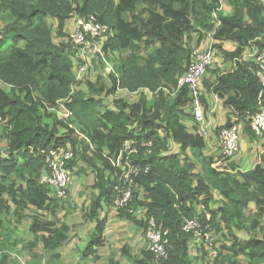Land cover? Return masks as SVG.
I'll return each mask as SVG.
<instances>
[{
    "label": "trees",
    "instance_id": "1",
    "mask_svg": "<svg viewBox=\"0 0 264 264\" xmlns=\"http://www.w3.org/2000/svg\"><path fill=\"white\" fill-rule=\"evenodd\" d=\"M222 3L231 7L230 13L222 11ZM90 13L108 28L99 55L107 58L124 49L130 54L113 66L108 84L87 81L84 92L77 88L64 28L74 15ZM192 32L196 45L211 33L212 47L231 63L223 71L208 66L203 88L222 99L235 123H241L239 138L240 133L255 136L250 119L264 107V87L257 64L243 55L245 50H264V0H0V82L9 86H0V214L34 209L28 250L37 243L55 250L69 240L70 227L55 218L59 199L40 181L49 169L48 152L69 147L74 153L67 161L71 172L83 161L94 174L97 194L85 217L95 224L86 254L98 257L106 226L98 211L115 196L117 158L129 139L137 143L129 159L147 171L134 178L132 207L139 218L127 209L118 214L143 228L154 219L168 229L169 241L166 259H155L147 249L136 264H191L193 236L182 230L185 218L207 222L212 235L215 231L226 237L216 255L220 264H264V234H256L264 216V150L252 168L244 170L230 158L231 163L217 168V158L203 153L206 142L196 125L190 132L182 121L185 110L192 111L191 97L186 86L178 88L177 79L189 65L192 49L185 39ZM54 36L62 40L55 42ZM117 88L149 90L152 103L148 105L142 90L133 102L114 98ZM103 93L113 97L109 106H102ZM200 100L205 117L204 93ZM59 103L68 111L65 118L55 111ZM235 123L228 118L217 131ZM169 140L178 151H169ZM19 168L17 182L12 177ZM214 192L219 197L215 208ZM250 204L254 209L246 215ZM246 227L249 237L239 238L235 231ZM3 243L0 237V264L8 258ZM121 252L132 260L128 249ZM109 264L117 262L109 259Z\"/></svg>",
    "mask_w": 264,
    "mask_h": 264
},
{
    "label": "rangeland",
    "instance_id": "2",
    "mask_svg": "<svg viewBox=\"0 0 264 264\" xmlns=\"http://www.w3.org/2000/svg\"><path fill=\"white\" fill-rule=\"evenodd\" d=\"M221 8H224L222 9V11L226 10L225 3H222ZM72 21L73 20L71 18L65 24L64 32H66L68 35L71 32ZM54 33L56 32L54 31ZM210 34L211 33H207L206 37H204L198 45H196L195 40L196 34H194L193 32L185 39V41L189 46H191L192 52L203 50L208 46H212L213 40ZM66 39L67 38H65V40ZM60 40L62 39L56 38L54 36L55 42H59ZM100 43L101 40H97V43L92 40H87L84 44H77V46L71 44L69 46L70 58L72 59L74 64V72L77 76V80L79 81V86L77 88L83 90L84 92H87V81L96 82L97 85H101L102 83L108 84L110 81L108 78L109 74H111L112 71H115L113 69V66L115 67L116 65H118L121 60H123L127 55L130 54V50L124 49L114 56H107V58L102 57L101 55H99ZM224 44L227 45L230 43L226 42ZM144 56H146V54L142 52L141 57ZM230 64L231 63L229 61L225 60L224 57H222L217 49H214V57L208 67V70H211L212 68H219L221 71L228 70ZM208 70L206 69L201 79L200 88L202 94L205 92L202 83L203 79H207L210 76V73H207ZM0 86L5 90H9V86L5 85L2 82H0ZM141 90L145 95V99L149 97L147 99V101L149 102V100H151L150 97H152L151 95H153L152 92L146 90V95L144 93V89H139L138 91ZM140 94L141 92H138L137 95H131V97H129L128 94L119 92V94L114 95V98H127L133 101L137 100ZM104 95V93L101 95L102 106H109L112 96L109 97V99ZM101 109L102 107H99V111ZM55 111L61 113L65 110L64 108L58 107L57 109H55ZM236 124H238V122H236ZM238 129L241 132L242 125L241 129L239 127ZM263 144L264 143H261V141L258 140H256L254 144V141H252L251 139V142L248 141V144L243 145V148H241L239 145L238 151L240 153L241 150H244L245 158L240 159L234 157L230 159L235 164L238 163L241 168H246L247 165H250V163L252 162V158H257V151L264 149ZM168 148L170 151H174V147L172 145H169ZM203 153L207 156H210L205 152ZM212 154H214L213 156L217 158L216 163H214V166H216L217 168L221 169L225 165L231 163L229 162V159H227L228 157H224L223 155L220 156H222V158L226 160L220 159V156L216 151ZM192 161H194L193 158ZM121 162H123V160L121 159L117 161L118 166ZM74 171L76 173L73 174L74 176L72 175L70 179L66 196L59 198L52 194V197L59 199L57 203L55 218H57L59 223H66L68 226H70V239L67 242H69L71 239L79 238V242L81 241L82 244H80L79 247L76 246L75 249L77 248L81 254L82 249L80 247L85 246L86 241H88L90 238V232H93L94 229V226L90 228V223L88 222L87 218L83 216V214H86L85 212L88 210L89 204L97 194V191L96 189L92 188L94 174L87 164H85L83 161H79L75 166ZM19 172L20 168L18 169V172L12 177V179L16 180L17 182V176ZM71 193L73 195H71ZM216 194L217 193L214 192V197L212 198L211 202V206L213 208H215V206L219 204V197ZM106 204L107 203H104L105 206ZM108 205L109 208L105 207L104 211L110 213L113 210L110 208V204ZM253 209V204H250L249 207L244 210L245 214L247 215V213L250 212L249 210ZM33 210V208L22 210L20 212H12L11 210L10 214H0V237L4 240L2 249L8 254L6 264H109V259L117 262V264H136L135 260L142 259L144 256V254H142L143 250L148 249V240L145 234L146 227L143 228L138 225H132L131 221H129L126 217H124V219L119 215L121 217L120 218L118 216V212H114L111 221L109 223L107 222L106 243L104 246H101L99 247V249H97L96 255L98 257L96 259H94V257L92 256H84V259L81 258V256L77 258L74 253H72L71 257L65 255L62 258V253L63 250L65 251L64 248H66L67 243L61 245L60 248H57L55 250H45L39 243H37L36 247L32 249V251H30L25 246V243L33 239V236L28 229L30 223V215L31 213H33ZM139 216L140 213H137L136 218H139ZM45 217L50 218V215L46 213ZM244 224L246 226H249L250 220H246ZM258 224L259 227L258 229H256V234L261 236L262 234H264V216L258 222ZM78 230L83 232V235H81ZM249 230L250 229L246 227V229L236 230L235 233L237 236H239V238L246 239L250 235ZM218 233L219 232L213 231L214 240L212 244H208L196 238L195 236L190 238L189 257L191 259V264H220L216 259V255L223 250L222 245H224V242L227 241L225 240L226 237H223V235L220 236ZM122 248L129 250L132 260L122 255ZM55 252L59 254V257L56 258L54 256ZM154 263V261L149 262V264Z\"/></svg>",
    "mask_w": 264,
    "mask_h": 264
},
{
    "label": "built area",
    "instance_id": "3",
    "mask_svg": "<svg viewBox=\"0 0 264 264\" xmlns=\"http://www.w3.org/2000/svg\"><path fill=\"white\" fill-rule=\"evenodd\" d=\"M72 20L71 32L68 35L70 44L77 46V44H84L87 40H92L96 43L97 40H105L108 28L99 22L96 14L90 13L82 16L76 14L72 17ZM213 56L214 52L211 47L194 52L190 57L187 69L177 80L178 88L186 86L189 89L192 116L196 124L202 128L201 130H203L205 117L203 116V107L200 100L202 95L200 83ZM244 58H250L255 61L264 87V50L259 51L255 48L249 51ZM61 117L67 116L63 115ZM250 127L256 136L262 137L264 135V107H260L251 116ZM202 135L206 136L205 130L202 131ZM239 142V130L236 125L224 127L218 131L219 150L224 157H233L238 152ZM146 145L150 146V143ZM136 152L137 143L133 140H125L117 158V161L121 159L123 162L119 164L121 169L116 177V184L113 187L115 196L111 202L112 208L116 211L127 209L131 214L135 211L132 207L134 178L141 172L147 171V167H141L129 159V156ZM73 154L72 149L69 147H60L48 152L49 169L41 175L40 181L47 185L56 197L62 198L66 196L67 188L73 175L67 167V161L73 158ZM182 230L191 233L193 237L195 236L208 244H212L214 240L210 224L207 222L202 223L198 219L185 218L182 223ZM145 234L148 240V250L153 254L154 258L166 259L168 256L167 247L169 246L168 229L157 224L151 218L148 220Z\"/></svg>",
    "mask_w": 264,
    "mask_h": 264
},
{
    "label": "crops",
    "instance_id": "4",
    "mask_svg": "<svg viewBox=\"0 0 264 264\" xmlns=\"http://www.w3.org/2000/svg\"><path fill=\"white\" fill-rule=\"evenodd\" d=\"M224 4V3H223ZM221 9H224V8H221ZM225 9L226 10H223V12L225 13V14H227V13H230L231 12V7L229 6V5H227L226 3H225ZM201 48V47H200ZM248 53H249V50H245V52H244V55L243 56H245V55H248ZM230 67H231V64H230ZM230 67H229V69H230ZM119 92H124V93H126V94H128V96L129 97H131V95H137L138 94V92H141V91H133V92H131V91H128L126 88H118L116 91H115V93H114V95L115 94H119ZM144 93H145V91H144ZM146 94V93H145ZM204 94H205V97H206V100H207V105H208V111L206 112V116H205V122H204V124H203V130H201L202 128L201 127H199V125H197L196 124V122L194 121V118H193V116H192V113H191V111H190V108H188V109H186L185 110V113L184 114H182V121H183V123L187 126V128H188V130L190 131V132H193L196 128H195V125H196V127H197V130L200 132V133H202V131H204L205 130V132H206V136H204V139H205V142H206V145H205V147H204V149H203V152H205V153H207V154H209V155H214V154H212V153H214L215 151L218 153V154H220V150H219V145H218V131H217V127L218 126H221L222 124H224L225 122H226V120L229 118V119H231V121L232 122H234L235 123V116H233V114L231 113V111H230V109L228 108V107H225L224 105H223V103H222V99H220L219 97H217V96H215V95H212L211 93H208V92H204ZM147 95V94H146ZM152 97H150L151 98V100H149V102L147 101V99L149 98V97H147L146 98V101L148 102V105L150 104V103H152V98H153V95H151ZM106 97H111V95L110 96H106ZM114 97V96H113ZM112 97V98H113ZM110 99V98H109ZM125 100L127 101V102H131V100H129V99H127V98H125ZM133 101H136V100H133ZM132 101V102H133ZM61 108H64L63 106H60ZM64 112H61V113H63V114H61V113H58L57 112V114L59 115V116H63V115H65V116H68V111L64 108ZM234 125H236L237 126V128L239 127L240 129H241V123L240 122H238V124H234ZM219 130V129H218ZM239 130V129H238ZM240 131V130H239ZM255 135V134H254ZM251 139H252V141H254V144H255V142H256V140H258V141H261V143H264V136H262V137H256V135L255 136H250V137H246V136H241V141H240V147L241 148H243V145H247L248 144V141L249 142H251ZM168 146L169 145H172L173 147H174V152L175 151H178V147L171 141V140H169V142H168V144H167ZM263 147H264V144H263ZM170 148V147H169ZM264 149H261V150H259V151H263ZM170 151V150H169ZM259 151H257V152H259ZM256 155H257V153H256ZM245 158L244 157V150H241V152L239 153V151H238V154H236L235 156H233L232 158ZM248 159H251V158H248ZM253 160H252V162L250 163V165H247V167L246 168H242V169H249V168H252L258 161H257V158H252ZM247 163V162H246ZM240 165H241V163H240ZM71 195H73L72 193H71ZM105 207H108L109 208V205L108 204H106V206L104 205V202H102V208L98 211V217H99V219H105L106 220V226H105V229H104V238H105V241H104V245H105V243H106V236H107V233H106V229H107V224L111 221V219H112V215H114V212H117L116 210H114L113 208H112V206H111V204H110V208L113 210V211H111L110 213H108V212H106V211H104L105 210ZM137 213H138V209L136 210V212L134 211V213H133V215H137ZM83 216L85 217V214H83ZM118 216H119V214H118ZM120 217V216H119ZM121 218V217H120ZM122 218H124V217H122ZM125 219V218H124ZM127 220V219H126ZM130 221V220H129ZM89 223H90V228L91 227H93L94 226V222H90V221H88ZM108 222V223H107ZM93 223V224H92ZM131 224L132 225H135L132 221H131ZM70 227V226H69ZM78 232L81 234V235H83V232H81L80 230H78ZM91 234L93 233L92 231L90 232ZM91 234L89 235V237L91 236ZM69 239H70V234H69ZM133 239V238H132ZM67 244H66V248H64L65 249V251L63 250V253H62V258L65 256V255H67V256H69V257H71L72 256V253H74L75 255H76V257L78 258V257H80L81 256V258H83L84 259V256H87V257H90L91 255H88V254H86V252H87V243H88V241H86V243H85V246L83 247V246H81L80 248L82 249V251H81V254H80V251H78V249L76 248L75 249V247L76 246H78L79 247V245L80 244H82V242L80 241L79 242V238H76V239H71L69 242H66ZM65 244V243H64ZM103 245V246H104ZM101 247V246H100ZM60 248V247H59ZM97 249H99V247L97 248ZM97 249H96V253H97ZM122 253V252H121ZM123 255V254H122ZM125 256V255H124Z\"/></svg>",
    "mask_w": 264,
    "mask_h": 264
},
{
    "label": "clouds",
    "instance_id": "5",
    "mask_svg": "<svg viewBox=\"0 0 264 264\" xmlns=\"http://www.w3.org/2000/svg\"><path fill=\"white\" fill-rule=\"evenodd\" d=\"M208 47H211V48L213 49L212 46H208ZM208 47H207V48H208ZM205 49H206V48H205ZM203 50H204V49H203ZM197 51H198V50H197ZM194 52H196V51H194ZM194 52H192V54H193ZM213 52H214V49H213ZM192 54H191V55H192ZM190 57H191V56H190ZM213 57H214V56H213ZM111 73H113V71H112ZM76 79H77V76H76ZM177 80H178V79H177ZM117 89H118V88H117ZM200 90H201V88H200ZM137 91H138V90H137ZM59 105H60V106H63L61 103H59ZM217 134H218V133H217ZM201 135H202V133H201ZM202 136H203V135H202ZM203 137H204V136H203ZM239 140H240V138H239ZM239 143H240V142H239ZM239 145H240V144H239ZM113 187H114V186H113ZM52 194H53V193H52ZM117 212H118V211H117Z\"/></svg>",
    "mask_w": 264,
    "mask_h": 264
}]
</instances>
